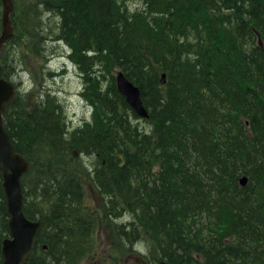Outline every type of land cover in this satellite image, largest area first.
<instances>
[{
    "label": "trees",
    "instance_id": "1",
    "mask_svg": "<svg viewBox=\"0 0 264 264\" xmlns=\"http://www.w3.org/2000/svg\"><path fill=\"white\" fill-rule=\"evenodd\" d=\"M184 1L185 10L177 12L174 5L178 0H145V12L129 21L123 11L126 5L119 0H55L61 8L60 38L83 71L86 87L82 94L92 113L81 131L73 133L77 136L69 140L61 135L63 113L46 107L50 98L43 102V112L33 113L38 101L31 93L22 104L16 97L2 114L16 150L30 163L21 182L24 213L42 221L33 250L23 264H80L101 253L107 260L106 247L112 249L108 251L111 256L115 252L123 255L128 253L125 245L142 242L136 231L108 222L102 198L105 191L118 194L117 200L129 203L131 210L139 207L143 217L149 215L143 219L149 217L155 236L162 238L158 239L162 249L157 252L170 264H229L227 249L264 257V52L257 38L259 34L264 43V12L258 6L264 9V0H222L227 10L223 14L216 11L213 0ZM12 3L10 19L15 32L5 50L18 41L26 45L28 37L36 39L43 28L42 17L33 14L32 22L27 17L19 21L25 32H18L22 8L20 0ZM110 42H114L113 52L107 63L112 73L124 70L144 95L145 73L147 83L156 85L161 92L158 96L163 97L158 106L142 97L151 124L145 137L125 122L121 124L119 110L123 108L111 96V84L100 91L92 78L93 57L86 51L103 49L102 44ZM29 49L30 42L28 54L36 55ZM221 65L232 70V79L204 77L205 71ZM167 70L176 76L167 74L166 84L161 85L158 73ZM0 76H4L1 70ZM245 88H256L251 99L243 95ZM192 95L198 103L181 111L179 98L190 101ZM210 106L215 111L208 120L194 122L190 108ZM225 131L237 137L240 148L235 140L226 142ZM74 150L88 158L96 156L97 162L105 164L81 168L85 163L81 159L75 162L79 157ZM40 155L45 161L36 159ZM242 176L248 178L244 186L239 184ZM197 181L206 182V190L197 186ZM171 186L177 196L167 200L164 214L156 199L163 200ZM125 188L129 194L119 198ZM218 196L224 197L223 202L216 203ZM88 200L89 208L85 207ZM83 208L100 218L93 242L79 244L83 222L77 218ZM7 221L0 175V264L1 241L9 234ZM99 227L107 240L103 252L99 250ZM143 243L150 253L147 242Z\"/></svg>",
    "mask_w": 264,
    "mask_h": 264
},
{
    "label": "bare ground",
    "instance_id": "2",
    "mask_svg": "<svg viewBox=\"0 0 264 264\" xmlns=\"http://www.w3.org/2000/svg\"><path fill=\"white\" fill-rule=\"evenodd\" d=\"M2 1V0H1ZM122 4H125V8H124V13H125V18L127 20L130 21V18H132L133 16H135L136 14H141L142 12H145V8H146V3L145 0H119ZM2 3V2H1ZM178 5L175 6L174 8L175 10L178 12V10H185V1L182 2V0H178ZM213 5H215V7L217 8L216 11L217 12H221V14L226 13L227 10L224 8V5L222 3V0H213L212 2ZM20 5L21 8L20 9V13H18V32H25L22 31L21 26H20V22L19 21H23L26 20L27 17V21L32 22L33 21V14L37 15L39 14L42 19L41 22L43 24V28H41L42 32H49L48 35L52 34L53 36L51 37V40L57 44H62L64 43V41L60 38V33L62 32L61 30V8L60 5L58 3L55 2V0H20ZM260 8L261 12H264L263 7L259 4L258 5ZM19 9V8H18ZM2 10H3V6H1V11H0V17H1V27H2ZM264 19V18H263ZM24 23V22H23ZM29 26V24H28ZM256 32H261L259 29L255 28ZM1 31V29H0ZM13 32H15L14 28H13ZM44 37L42 36V33L40 32V34L38 35V37L35 39L34 37H28V42L27 44L30 42V52L35 53L38 57L40 58H44L47 62L44 63L43 66V71L48 72L49 76H56V72H53L50 67H49V60L50 58H47L45 56V48L43 46V42L45 41L43 39ZM20 42L18 45H15L11 48V50H5L4 48L0 51V70H1V74L4 75L3 77L6 78L14 87H15V98L17 97V101L19 102V104H22L25 102V100L27 98H29V94H32V97L34 99V101H38L37 107H34L33 109V113L36 112H43L45 109V105L43 104V102L47 99L50 98V104L46 105V107H54L55 109H59L61 113H63V118H62V127H61V135H63L66 139L69 140V138L72 137V135H74V137L77 136L75 133V131L77 130L78 132L81 131V129L83 128V123L87 122L91 119V114L90 117L88 119H85L83 121V123H81L80 125L77 126H72L71 121L73 120L72 116L67 114L66 111L67 108L65 107V103L59 98V95L56 94L53 90H51L50 88H45V89H36V81L32 79V81L28 80L26 78L25 73L29 72L28 69L26 68L25 64V59H27L26 55L28 54V50H27V44L25 45L22 41H18ZM65 45V43H64ZM103 45V49L98 50L97 48H94L92 51L87 50V55L93 57V75L92 78L94 79V81L96 83L99 84L98 89L100 91H105V89L107 88V86L109 84H111V86L113 87L112 91H111V96H115L116 99L120 102V104L122 105V110H119V113L121 114V124H124V122L126 124H128V126H130L132 128L133 131H135L136 133H138L141 137H145V135H148V133L151 130V124L150 122L147 121V119L149 118V113L147 110V115L143 116L140 113H138L134 107L130 104V101L128 100L127 96H125L121 91V89L118 86V81H117V75L122 74L124 77H126V79L128 80V82L137 89L138 94L140 99L142 100V104L144 106V100L142 97L145 98V100H147V102L149 101V104L151 106H158L161 105L163 97L158 96L159 94H161V92L159 91V89L157 88L156 85L151 86L150 84L147 83V75L144 73L143 74V78L145 80L144 82V88L147 89V93H143V90L133 81V79H130L126 76V72L124 70H115L113 73L110 70L111 69V65L110 63H107V56L108 54L112 53L113 50H111L110 48L114 45V42H110V43H104ZM248 45V43L246 42V46ZM245 46V47H246ZM262 50L264 52V43L262 42ZM68 47V59H69V63L72 65V67L74 68L75 72L77 73V75H79V77L82 80V88H81V96L83 97V99L85 100V102L89 105L90 111L92 113V108L90 106V103L88 100H86L83 96V90L86 87V80L83 76V71L80 68V65L77 61H74L71 57H70V53H71V48L69 46ZM103 50V51H102ZM257 51V50H256ZM85 52V54H86ZM258 52V51H257ZM124 54V51L122 52V56ZM119 55L121 56V52L119 53ZM24 64V66H23ZM109 68V69H108ZM67 65H65V68H62V72L59 75L65 76L68 73L67 70ZM164 70V69H163ZM172 72H170L169 70H167V72H162L159 71L158 76L160 77V84L164 85L166 84L167 81V74L171 77H174L173 75H175L174 71L171 70ZM30 73V72H29ZM31 74V73H30ZM173 74V75H172ZM176 76V75H175ZM32 77V76H31ZM114 77V79H113ZM204 77H211V78H217V80L223 79L225 78L226 80H230L232 79V70L226 66V65H221L218 68L212 70V71H205ZM29 81V82H28ZM255 89L253 88V91L250 90V88H245L243 89V95L247 98V99H251L254 95H255ZM151 96V97H150ZM14 98V99H15ZM185 97H180L179 98V102L181 105V111H185L192 103V105L194 103H198L197 97H195L194 95H192V97H189L190 101H186ZM14 101V100H13ZM186 101V102H185ZM145 107V106H144ZM192 111H194L195 115H194V122H205L208 120V118L211 116V114L215 111L214 107L210 106L208 109H201L198 107H191L190 108ZM218 119H220L221 121L223 120V117L221 115H217ZM71 123V124H70ZM117 123L119 124L120 121L117 120ZM246 126L248 127L247 129H249V121L246 120L245 121ZM198 126L200 124H197ZM243 133L247 132L245 128H242ZM223 138L227 141L229 140H235L237 146L240 148V141L237 139V137L235 135H228L225 131ZM13 143V142H12ZM14 145V144H13ZM182 150H187V152H189L190 149H182ZM21 154V153H20ZM73 154L76 155L77 157H79L75 162H79L81 159V162L83 161V164L89 169H94L93 167L95 166V163H100L102 166L105 163H102V161L97 162L98 158H88L86 157V155H82L81 153H79L78 151H73ZM24 158L25 156L23 154H21ZM81 156V157H80ZM36 159H40L45 161V157L44 156H35ZM83 158L87 161L85 162L83 160ZM26 159V158H25ZM27 160V159H26ZM28 161V160H27ZM29 162V161H28ZM1 175V174H0ZM242 177H246L247 176H242ZM241 177V178H242ZM240 178V179H241ZM198 183L196 184L197 186H199L200 188L204 189L207 186V183L204 181H197ZM247 182H248V178H247ZM246 182V183H247ZM31 184L30 181H28V187ZM239 184L241 186H244L240 183L239 180ZM128 186L133 189L129 183ZM132 186H134V184H132ZM177 187L181 188V185L177 184ZM206 190V189H204ZM113 192H106L102 194V198L103 201H105V206H104V210H105V216L107 217V220L110 224L116 225V226H124L127 228V230H131V231H136L137 234H135V236L137 237V240H141L142 242H134L132 245H125L124 250L127 252H133L136 253V249L138 247H140L142 249V253L143 255L148 259V263L149 264H158V262L165 260L166 261V257L160 255V252H157L158 248L161 250V246L160 243L158 241V239H162L160 237H156L155 236V231L154 228L152 226V223L149 221V217L148 219L145 221L143 218H145L146 216H149L148 214H146L145 217H143V211H141L139 209V207H135L133 210L130 209V204L128 203V205L126 203H123L124 201L122 200H117L116 195L118 196V194ZM129 194V188H125V190H123V192L121 194H119V198H121L122 195H127ZM167 195L164 196L163 200H160L159 198L156 199L157 203L161 206V208L164 210V214L165 212H167V200L170 197H176L177 196V192L176 189L171 186L168 189V193H166ZM224 197L222 196H218L216 199V203L218 201H222ZM131 199V198H130ZM131 201H134L131 199ZM223 202V201H222ZM4 203H5V198H4ZM89 200L88 202H86L85 207L89 208ZM215 203V204H216ZM129 206V207H126ZM6 206V203H5ZM220 207V203L217 205ZM153 207V206H152ZM154 208V207H153ZM103 210V211H104ZM99 211V208H98ZM154 212V210H152ZM96 212V211H95ZM78 218L80 219L81 222H83V237L80 239L79 244H83V243H92L94 240V232H95V228L97 225V222L99 220V216L97 214H94L93 212H89L87 211L85 208H83L80 212H78ZM155 213V212H154ZM99 215L100 212H99ZM174 216V213H173ZM9 218V217H8ZM103 218V217H102ZM75 219V220H77ZM40 221V227L38 230L37 235L39 234L41 227H42V221L41 219H37ZM7 227H8V221H7ZM64 240V239H63ZM207 239H203V241H206ZM60 238L58 239V243H60ZM147 242L148 247L150 249V253H146V247L144 246L143 242ZM122 243V241H121ZM158 244V245H157ZM123 245V243H122ZM63 245L60 244V249ZM56 247H58V245H56ZM82 247V246H79ZM229 250L227 255L229 257V264H264V257L262 256H256L257 254H249L246 255L244 253V251L239 250V249H227ZM217 257V256H216ZM58 260H61L59 258H57ZM218 261H222L221 259ZM207 264H212V261H207Z\"/></svg>",
    "mask_w": 264,
    "mask_h": 264
},
{
    "label": "water",
    "instance_id": "3",
    "mask_svg": "<svg viewBox=\"0 0 264 264\" xmlns=\"http://www.w3.org/2000/svg\"><path fill=\"white\" fill-rule=\"evenodd\" d=\"M2 27L0 33V51L4 44L12 37L13 26L10 13L13 10L11 0H2ZM259 44L262 41L259 38ZM118 86L127 96L134 109L143 116L147 109L143 106L138 91L122 74L117 75ZM15 87L7 80L0 77V174L8 214L9 236L1 243L2 264H23L30 255L35 244L40 221L26 217L23 210V193L21 180L29 170V162L17 152L4 128L2 113L7 104L15 98ZM247 178L242 177L240 183L246 184ZM158 264H169L165 260Z\"/></svg>",
    "mask_w": 264,
    "mask_h": 264
},
{
    "label": "rangeland",
    "instance_id": "4",
    "mask_svg": "<svg viewBox=\"0 0 264 264\" xmlns=\"http://www.w3.org/2000/svg\"><path fill=\"white\" fill-rule=\"evenodd\" d=\"M1 11V6H0ZM13 25V24H12ZM1 32V31H0ZM43 39V46L46 50L45 56L50 58L49 67L53 72H56V76H49L48 72L43 71L44 63L47 62L44 58H40L37 55L28 54L27 56H31V58L25 59V66L29 72H26V78L30 81H36V89L42 90L45 88H50L56 94L59 95V98L65 103V107L68 111L67 114L71 115L73 120L71 121L72 126H77L83 123L85 119L90 117L91 111L89 105L85 102L83 97L81 96V88H82V80L75 72L72 65L69 63L68 59V47L64 43L57 44L51 40L52 34L48 35L49 32H41ZM14 34V32H13ZM26 40V39H25ZM23 42V41H22ZM14 46L9 47L11 48ZM67 65L68 73L65 76L59 75ZM24 66V64H23ZM32 76V77H31ZM28 81V82H29ZM70 123V124H71ZM41 156V155H40ZM84 161H86L83 158ZM83 163V161H82ZM81 168H86L85 165H82ZM98 235L100 240L99 250L103 252L106 247L107 240L105 237V233L103 228L99 227ZM108 251H112V249H108L107 247L104 250V254L107 255V260L102 259V253L100 257H95L91 259H85L80 264H135L136 254L133 252H128L126 254H119L115 252L113 256L109 255ZM129 254V255H128ZM111 257L109 258L108 257ZM130 256V257H129Z\"/></svg>",
    "mask_w": 264,
    "mask_h": 264
},
{
    "label": "flooded vegetation",
    "instance_id": "5",
    "mask_svg": "<svg viewBox=\"0 0 264 264\" xmlns=\"http://www.w3.org/2000/svg\"><path fill=\"white\" fill-rule=\"evenodd\" d=\"M137 257V256H136ZM135 257V260H137V258ZM136 262H138V260L136 261Z\"/></svg>",
    "mask_w": 264,
    "mask_h": 264
}]
</instances>
